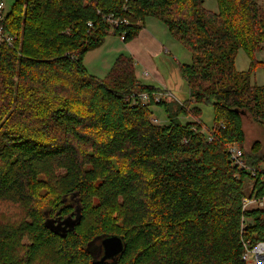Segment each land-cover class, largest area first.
<instances>
[{"label":"trees","instance_id":"trees-1","mask_svg":"<svg viewBox=\"0 0 264 264\" xmlns=\"http://www.w3.org/2000/svg\"><path fill=\"white\" fill-rule=\"evenodd\" d=\"M259 1L216 0V12L204 0L6 2L0 205H19V214L0 219V264H246L245 250L264 244V208L242 209L244 198L264 197V148L256 141L246 150L242 125L248 115L264 127V86L252 84L264 71ZM147 18L191 54L178 65L184 102H142L138 94L160 91L136 78L131 57L119 56L104 78L83 64L110 35L137 38ZM241 50L244 72L235 67ZM152 106L167 125L152 123ZM112 235L124 250L100 262V239Z\"/></svg>","mask_w":264,"mask_h":264},{"label":"crops","instance_id":"crops-1","mask_svg":"<svg viewBox=\"0 0 264 264\" xmlns=\"http://www.w3.org/2000/svg\"><path fill=\"white\" fill-rule=\"evenodd\" d=\"M181 49L180 44L175 41L161 22L155 18H147L137 38L124 43L120 38L110 35L100 48L85 55L83 64L90 75L104 78L119 56L131 57L134 62L135 75L139 81L169 95L170 97L165 100H175L181 103L188 97L187 87L184 88V80L178 71V65L184 63ZM260 55L264 56V51L257 55L258 61ZM251 123L253 125L252 136H249L243 126L247 150L256 140L258 129H260H257V124L252 121Z\"/></svg>","mask_w":264,"mask_h":264},{"label":"rangeland","instance_id":"rangeland-1","mask_svg":"<svg viewBox=\"0 0 264 264\" xmlns=\"http://www.w3.org/2000/svg\"><path fill=\"white\" fill-rule=\"evenodd\" d=\"M13 0H8L7 5L9 6L12 3ZM260 5L263 6L264 8V0H260ZM204 9H206L207 11L210 12H216L217 11V3L216 0H204V5H203ZM178 43V42H177ZM181 46V45H180ZM182 47V46H181ZM183 53V61L184 63H181L183 65L185 64H190L191 63V54L189 51H187V49H184L182 47L181 51ZM259 61L262 62V60L264 59V56L260 55L258 57ZM248 65H249V60L246 57L245 53L241 50L237 53L236 59H235V67L237 69L238 72H244L248 69ZM184 84V88H186L185 86V82H183ZM252 84L254 85H264V71L263 70H257L254 74H253V78H252ZM188 96V95H187ZM178 99H180L179 97H177ZM201 108V117H200V121L204 126V133L208 134V130L212 128L213 125V109L211 107L210 103H206L205 105L200 106ZM151 112H152V118L151 120L156 119L157 120V125L163 126V125H167L168 124V118L167 115L164 111L163 108L159 107V106H152L150 108ZM243 126L246 129V132L249 134V136L252 133V123H251V119L248 115L243 116ZM179 120L181 123H187L189 121H192L190 117H186L184 115H180L179 116ZM260 128V129H258ZM257 129L259 130L257 132V138L255 141H259L261 142L260 144L262 146H264V127H261L258 125ZM248 134H247V138H248ZM252 136V135H251ZM253 141V140H251ZM250 141V142H251ZM254 141V142H255ZM247 150V149H246ZM247 187H249V183H247ZM74 204V202H72ZM19 214V210L17 208H14L12 206H9L8 209L5 211L3 205H0V219H2L4 222L7 221H15L17 220V216ZM66 224H68L67 220H63L60 223H56V224H52L54 225L56 228H63L65 226H67ZM246 264H256L254 262V258L253 256H251L248 261L246 262Z\"/></svg>","mask_w":264,"mask_h":264},{"label":"built area","instance_id":"built-area-1","mask_svg":"<svg viewBox=\"0 0 264 264\" xmlns=\"http://www.w3.org/2000/svg\"><path fill=\"white\" fill-rule=\"evenodd\" d=\"M6 11V0H0V22L3 20L4 13ZM113 25L117 24L116 22L112 23ZM120 40H123L122 37H120ZM6 43L7 45H11L12 39L8 35L3 34L2 26H0V44ZM137 97L144 103H148L150 99H152L155 103L159 102L162 99H166L170 97L169 95L163 94L161 92H158L156 94H153L150 98L146 93L138 94ZM153 124H157V120L153 118L151 120ZM228 153L231 157V160L239 166L244 168L242 163V151L236 146V145H230L228 147ZM252 176L253 172H252ZM251 208H264V197L262 199H255V198H244L242 200V209L250 210ZM262 247L261 252H257V248ZM253 256L254 262L256 264H264V244L259 243L257 244L253 249H246L245 253L242 256V260L246 263L248 259Z\"/></svg>","mask_w":264,"mask_h":264},{"label":"water","instance_id":"water-1","mask_svg":"<svg viewBox=\"0 0 264 264\" xmlns=\"http://www.w3.org/2000/svg\"><path fill=\"white\" fill-rule=\"evenodd\" d=\"M244 114L245 113H242V115ZM124 247L125 245L123 239L119 236L112 235L101 238L100 246L97 249L100 262L114 260L116 257L122 254Z\"/></svg>","mask_w":264,"mask_h":264},{"label":"clouds","instance_id":"clouds-1","mask_svg":"<svg viewBox=\"0 0 264 264\" xmlns=\"http://www.w3.org/2000/svg\"><path fill=\"white\" fill-rule=\"evenodd\" d=\"M9 206H11V202H8V201L3 202V207H4L5 211L8 209ZM15 207H17V209H19V205H15Z\"/></svg>","mask_w":264,"mask_h":264},{"label":"bare ground","instance_id":"bare-ground-1","mask_svg":"<svg viewBox=\"0 0 264 264\" xmlns=\"http://www.w3.org/2000/svg\"><path fill=\"white\" fill-rule=\"evenodd\" d=\"M262 251V247L257 248V252H261Z\"/></svg>","mask_w":264,"mask_h":264}]
</instances>
